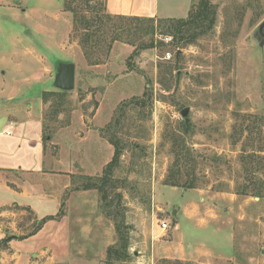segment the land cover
Segmentation results:
<instances>
[{"label": "rangeland", "instance_id": "obj_1", "mask_svg": "<svg viewBox=\"0 0 264 264\" xmlns=\"http://www.w3.org/2000/svg\"><path fill=\"white\" fill-rule=\"evenodd\" d=\"M64 1L0 0V88L7 92L16 86L11 79L22 76L40 79L25 103L42 112L49 153L71 157L92 181L99 182L113 156L108 139L123 147L107 191L113 217L128 226L129 247L126 258L112 263L264 264V39L257 33L264 0H211L213 28L187 45L159 21L113 41L115 25L125 21H107L106 0H70L76 14ZM86 21L90 59L99 64L84 54ZM142 44L152 46L129 58ZM59 62L76 66L72 90L54 85ZM44 89L54 92L47 100ZM21 102V95L0 100V141L19 136L20 125L11 138L1 131ZM38 132L32 124L26 136L34 140ZM86 135L94 162L87 159L92 148L79 142ZM84 176L74 187L90 181ZM12 211L0 219L10 228L6 235L35 230L31 211ZM162 222L170 227L163 230ZM10 253L0 250V264H15Z\"/></svg>", "mask_w": 264, "mask_h": 264}, {"label": "crops", "instance_id": "obj_2", "mask_svg": "<svg viewBox=\"0 0 264 264\" xmlns=\"http://www.w3.org/2000/svg\"><path fill=\"white\" fill-rule=\"evenodd\" d=\"M191 4L192 0H106L105 5L107 12L113 15L185 18ZM31 49L28 48L27 52H31ZM16 64L23 66L19 62ZM2 70L1 76L4 77L7 74L5 69ZM39 80L37 77L22 76L11 79L10 83L16 86L9 87L7 92L5 87L0 88V100L4 97L12 99L17 95L23 99L17 107L12 108L14 116L5 121L1 131L3 136L11 138L14 128L17 125L21 127L19 136L12 137L8 142L0 141V219L5 221L7 215L14 214L12 207L18 206L31 211L34 220L39 222L47 215H56L68 193L66 214L59 219L48 220L35 234L25 238L16 237L22 235L19 230L11 233L16 238L8 243L10 255L16 259L15 264H103L107 246L117 240L114 225L99 211L96 189L71 190L78 174L91 176L92 173L71 166V157L63 153H49L43 139L42 112L37 104L33 112L32 104L25 103L30 89L40 83ZM25 112L27 117L23 114ZM98 114V111L94 114L93 122ZM32 124L39 130L34 140L26 136V129ZM89 131L92 129L89 128ZM86 138L87 135L79 142L92 148L87 159L94 162L95 145L94 142H86ZM7 229L10 228L0 226V239L6 236ZM6 254V250L1 251V255Z\"/></svg>", "mask_w": 264, "mask_h": 264}, {"label": "trees", "instance_id": "obj_3", "mask_svg": "<svg viewBox=\"0 0 264 264\" xmlns=\"http://www.w3.org/2000/svg\"><path fill=\"white\" fill-rule=\"evenodd\" d=\"M65 10L71 11L76 14V9L72 6L70 0H65ZM217 12L215 5L211 2V0H199L198 5L192 6L189 10L188 16L186 18H156L149 16H131V15H121V14H111L109 12H105L104 16H106L107 21L113 20L114 18L121 19L125 22L121 24H116V35L113 37V41L119 40L121 38V34L130 31L142 32L144 30H148L150 26L154 27V23L164 22L168 29L174 30L173 33L170 32V35L173 38H176L179 34L181 38H184V45L190 44L194 42L198 37L207 34L209 30H211L216 22ZM100 26H104L106 22H102L103 18H100ZM76 22V19H75ZM85 26L83 27L84 35L82 39L83 49L85 56L91 61V64H99L100 59H90L92 55V51L88 50V43L90 37L93 35L90 33L91 23L89 21L85 22ZM169 34V33H168ZM184 36V37H183ZM152 45L142 44L140 47L136 46L129 58L137 55L140 52V49L147 48ZM111 48V45H108V50ZM130 64V63H129ZM64 90H62L63 92ZM54 94L52 91H45L43 93V99L47 100V95ZM46 141V137L44 135L43 138ZM110 143L114 146V153L111 160L105 165L103 169V175L100 177L98 181H92L91 176H84L83 178L90 180L86 182L82 187H73L71 190H82V189H96L100 194V202L105 203V210L102 206V202L99 205V208L102 209L105 216L112 219L115 225L116 233L118 235V241L115 244L109 245L107 248L106 255V264H113L112 260L118 259L122 260L128 256V247H129V238H128V226L125 224L123 220H118L114 218L112 213L113 202L108 199V185L113 179V174L115 168L118 166L123 147L119 144V142L115 139L109 138ZM166 184L171 186H179L178 182L167 180ZM188 188H195L194 183H191L187 186ZM68 196V193L65 195ZM66 199H63L61 204V208L56 213V215H47L39 220L36 224L35 230L28 233L27 235L16 236L17 238H25L26 236L35 234L42 226L48 221L52 219H59L66 214L65 205ZM11 235H6L4 238L0 239V250L8 248V243L16 238ZM4 244V245H2Z\"/></svg>", "mask_w": 264, "mask_h": 264}, {"label": "water", "instance_id": "obj_4", "mask_svg": "<svg viewBox=\"0 0 264 264\" xmlns=\"http://www.w3.org/2000/svg\"><path fill=\"white\" fill-rule=\"evenodd\" d=\"M257 33L260 38L264 39V21L258 26ZM76 82V66L72 62H59L57 73L54 78V85L60 90H72ZM189 108L182 110V116L187 117ZM176 211V210H175ZM8 230V229H7Z\"/></svg>", "mask_w": 264, "mask_h": 264}, {"label": "built area", "instance_id": "obj_5", "mask_svg": "<svg viewBox=\"0 0 264 264\" xmlns=\"http://www.w3.org/2000/svg\"><path fill=\"white\" fill-rule=\"evenodd\" d=\"M168 56H170V53H169ZM7 133L9 134L10 131H7ZM161 227H162L163 230H167L170 226H169V224L167 222H162L161 223Z\"/></svg>", "mask_w": 264, "mask_h": 264}]
</instances>
